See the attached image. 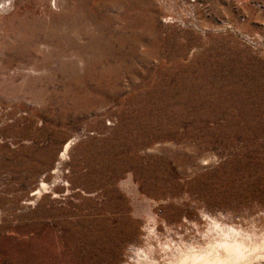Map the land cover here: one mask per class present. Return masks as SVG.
<instances>
[{"label":"rangeland","instance_id":"obj_1","mask_svg":"<svg viewBox=\"0 0 264 264\" xmlns=\"http://www.w3.org/2000/svg\"><path fill=\"white\" fill-rule=\"evenodd\" d=\"M4 2L0 264L264 230V0Z\"/></svg>","mask_w":264,"mask_h":264},{"label":"bare ground","instance_id":"obj_2","mask_svg":"<svg viewBox=\"0 0 264 264\" xmlns=\"http://www.w3.org/2000/svg\"><path fill=\"white\" fill-rule=\"evenodd\" d=\"M6 6L4 2L0 11ZM213 218L193 223L192 228L181 224L183 230H175V237L157 246L140 238L132 243L131 254L115 264H264V230L257 235Z\"/></svg>","mask_w":264,"mask_h":264}]
</instances>
